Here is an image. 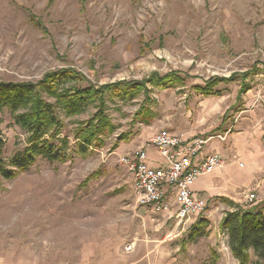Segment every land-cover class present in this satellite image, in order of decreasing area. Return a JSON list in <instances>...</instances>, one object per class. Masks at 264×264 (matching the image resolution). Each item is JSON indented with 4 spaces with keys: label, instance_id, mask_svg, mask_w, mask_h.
Listing matches in <instances>:
<instances>
[{
    "label": "rangeland",
    "instance_id": "374dc122",
    "mask_svg": "<svg viewBox=\"0 0 264 264\" xmlns=\"http://www.w3.org/2000/svg\"><path fill=\"white\" fill-rule=\"evenodd\" d=\"M60 68L83 77L65 88L173 72L185 83L159 88L146 82L145 103L143 91L130 101L105 95L113 133L100 135L103 141L92 142L85 154L75 133L98 108L67 116L56 107L62 128L53 141L66 139L65 161L38 157L15 178H0V264H238L219 226L230 206L210 200L188 225L138 206L118 162L130 144L113 145L122 134L131 140L157 129L184 138L223 131L245 98L264 100V0H0V81L36 83ZM245 72L251 74L241 81ZM232 74L235 80L216 86L221 96H203L195 87ZM242 82L249 86L245 93ZM142 105L152 114L148 124ZM0 131L4 159L27 146L29 132L5 109ZM242 193L238 204L264 214V199H245L256 193L250 187ZM201 218L206 235L188 239Z\"/></svg>",
    "mask_w": 264,
    "mask_h": 264
},
{
    "label": "trees",
    "instance_id": "16d2710c",
    "mask_svg": "<svg viewBox=\"0 0 264 264\" xmlns=\"http://www.w3.org/2000/svg\"><path fill=\"white\" fill-rule=\"evenodd\" d=\"M251 73L240 75L241 81ZM156 76V75H155ZM177 73H169L162 77L150 78L143 81H117L105 83L98 87L88 85L86 87L65 88L64 84L76 79L83 80L74 70L60 68L46 73L36 83L29 81H0V112L8 110L12 114L13 122L20 128L29 132L27 146L16 151L8 160L3 158L4 140L0 131V178L13 179L17 175L29 170L36 159L43 158L49 162H64L66 154V139L53 138L62 128V122L57 116L56 107H59L67 116L83 112L92 104L98 108L94 116L86 125L80 126L76 131L79 138L78 152L87 153V148L95 141L100 144V135L108 137L113 133L114 126L108 122L104 114L105 100L112 101L113 97L130 101L136 98L142 91L144 101L148 102L145 83L159 88L169 86V83L183 85L185 80L177 77ZM237 74L229 77H211L204 82V86H195L198 93L203 96H221V92L215 89L221 82L233 81ZM167 83V84H166ZM248 83L242 82L241 93L248 91ZM55 98L54 103L46 101L42 95ZM109 95L105 99V95ZM107 101V100H106ZM142 103V104H143ZM140 116L142 122L148 124L152 118L151 112L144 105L141 106ZM53 132L49 133L50 130ZM49 133L50 139L44 138ZM130 134H122L113 145L117 148L121 141L128 142ZM101 141V142H100ZM218 201L230 206L232 209L224 213L220 221V229L227 236V245L231 255L238 264H264V214L258 207H245L234 203L226 197H217ZM264 202V200H263ZM207 225L205 219H199L191 226L188 239L195 240L205 234L203 229ZM253 255L254 259L251 258Z\"/></svg>",
    "mask_w": 264,
    "mask_h": 264
},
{
    "label": "built area",
    "instance_id": "2783aa9c",
    "mask_svg": "<svg viewBox=\"0 0 264 264\" xmlns=\"http://www.w3.org/2000/svg\"><path fill=\"white\" fill-rule=\"evenodd\" d=\"M229 130L210 135L184 138L165 129L157 131L146 145L134 153H122L118 162L124 166L132 180V192L138 206L150 208L153 212H168L167 194L171 193L176 205L174 217L178 225L190 224L204 211L205 200L192 192V184L201 176L213 172L225 162L218 152L199 158L204 146L214 139L225 141ZM153 146L164 164L154 167L147 163L145 147ZM255 195L248 194L252 201ZM225 234V244L228 247ZM223 244V245H225ZM130 247H128V250Z\"/></svg>",
    "mask_w": 264,
    "mask_h": 264
},
{
    "label": "crops",
    "instance_id": "0c3cea01",
    "mask_svg": "<svg viewBox=\"0 0 264 264\" xmlns=\"http://www.w3.org/2000/svg\"><path fill=\"white\" fill-rule=\"evenodd\" d=\"M243 103L240 115L238 118L234 117L235 121L230 122L225 130L213 132L223 133L229 130L226 140H212L204 146L199 158H197L200 159L207 154L218 152L225 162L213 172L199 177L191 186L192 192L197 196H201L206 204L210 200H217V197H226L234 203H242L244 197L242 191L246 187H250L256 192L254 193L255 197L260 200L264 199V165L261 164L264 163V100L248 101L245 98ZM225 116H223V119L221 118L220 125L225 123ZM160 130L163 129L143 131L137 134L128 141L127 145H130L125 146V150L122 152L134 153L145 146L148 139ZM167 131L171 132L169 129ZM213 133L204 131L194 136H207ZM145 149L148 165L157 167L164 164L158 151L153 146L149 145ZM130 188L132 190L131 177ZM248 194L245 195V199H247ZM167 197L171 208L168 212L156 213L145 206L140 207L149 209L152 213L161 215L166 220H173L177 224L174 217L176 205L173 202V196L168 193Z\"/></svg>",
    "mask_w": 264,
    "mask_h": 264
}]
</instances>
